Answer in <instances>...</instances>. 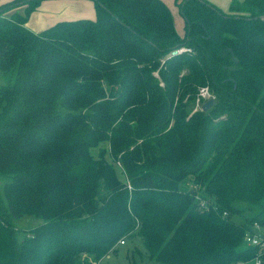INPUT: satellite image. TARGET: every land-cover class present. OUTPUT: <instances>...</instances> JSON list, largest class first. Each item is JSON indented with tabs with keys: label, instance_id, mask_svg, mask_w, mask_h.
<instances>
[{
	"label": "trees",
	"instance_id": "obj_1",
	"mask_svg": "<svg viewBox=\"0 0 264 264\" xmlns=\"http://www.w3.org/2000/svg\"><path fill=\"white\" fill-rule=\"evenodd\" d=\"M42 1L0 4V264H99L131 239L163 264L253 259L264 0H182V37L163 0H92L95 19L34 33Z\"/></svg>",
	"mask_w": 264,
	"mask_h": 264
},
{
	"label": "crops",
	"instance_id": "obj_2",
	"mask_svg": "<svg viewBox=\"0 0 264 264\" xmlns=\"http://www.w3.org/2000/svg\"><path fill=\"white\" fill-rule=\"evenodd\" d=\"M6 1L9 0H0V4ZM163 1L171 10L170 6L173 4V0H163ZM181 1L182 0H174V5L178 7V4ZM206 1L214 5L218 9H220L222 12L229 14L230 7L233 1L242 2L244 0H206ZM95 18H96V10H95V4L92 0H44L41 2L39 7L36 9V11L32 13L25 26L30 31L34 33H39L57 24L58 22L74 21L79 19L93 20ZM174 23L181 37L184 36L183 34L185 33H181L178 30L175 19H174Z\"/></svg>",
	"mask_w": 264,
	"mask_h": 264
},
{
	"label": "rangeland",
	"instance_id": "obj_3",
	"mask_svg": "<svg viewBox=\"0 0 264 264\" xmlns=\"http://www.w3.org/2000/svg\"><path fill=\"white\" fill-rule=\"evenodd\" d=\"M173 13L178 30L181 33H185V20L180 13L179 7L173 4L170 6ZM178 11V12H177ZM181 22V25H180ZM184 35V34H183ZM14 82V76L11 74H5L0 70V85H7ZM200 90L198 94V99L191 104L190 108L192 111L201 110L202 106L210 99H216V96L210 92V97L204 99L200 96ZM97 155V151H94ZM42 223L41 220L31 216L26 215L21 219L15 221V225L18 229L28 231ZM99 264H163L155 259L149 258L140 240L131 239L127 240L125 245H121L118 248L117 253H111L107 257L103 258Z\"/></svg>",
	"mask_w": 264,
	"mask_h": 264
},
{
	"label": "built area",
	"instance_id": "obj_4",
	"mask_svg": "<svg viewBox=\"0 0 264 264\" xmlns=\"http://www.w3.org/2000/svg\"><path fill=\"white\" fill-rule=\"evenodd\" d=\"M182 51L190 52L191 49L182 48L179 50V52ZM209 91L208 87L201 88L200 96L207 99L210 97ZM200 206L201 208L208 210V207L204 202H202ZM226 215L227 213L225 212L224 216ZM244 240L247 246L258 248V253L253 259L241 264H264V228H262L258 223H255L252 230L246 232ZM121 245H125V242L121 241Z\"/></svg>",
	"mask_w": 264,
	"mask_h": 264
},
{
	"label": "water",
	"instance_id": "obj_5",
	"mask_svg": "<svg viewBox=\"0 0 264 264\" xmlns=\"http://www.w3.org/2000/svg\"><path fill=\"white\" fill-rule=\"evenodd\" d=\"M264 19V16L261 17ZM179 53V50H174L172 52V55H177ZM215 104V99L208 100L201 108L202 111L206 112L208 111L213 105Z\"/></svg>",
	"mask_w": 264,
	"mask_h": 264
}]
</instances>
